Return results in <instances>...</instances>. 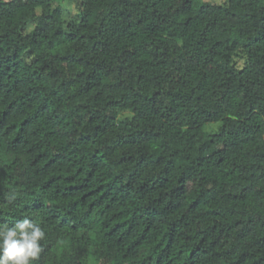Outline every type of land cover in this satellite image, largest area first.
I'll list each match as a JSON object with an SVG mask.
<instances>
[{"label":"trees","instance_id":"obj_1","mask_svg":"<svg viewBox=\"0 0 264 264\" xmlns=\"http://www.w3.org/2000/svg\"><path fill=\"white\" fill-rule=\"evenodd\" d=\"M0 264H264V0H0Z\"/></svg>","mask_w":264,"mask_h":264},{"label":"rangeland","instance_id":"obj_2","mask_svg":"<svg viewBox=\"0 0 264 264\" xmlns=\"http://www.w3.org/2000/svg\"><path fill=\"white\" fill-rule=\"evenodd\" d=\"M204 2H209V3H217V4H224L227 2V0H201ZM63 10L65 12L66 17H71L75 15V11L71 4H64L63 5ZM234 60L236 62L237 67H241L244 63V58L240 55H236L234 57ZM121 116L128 115V113L121 111L120 112ZM220 122H210V123H205L204 124V129L209 132H214L216 131L217 125H219Z\"/></svg>","mask_w":264,"mask_h":264}]
</instances>
